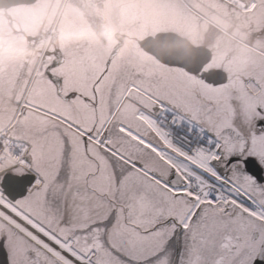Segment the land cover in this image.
<instances>
[{"label": "snow or ice", "instance_id": "obj_1", "mask_svg": "<svg viewBox=\"0 0 264 264\" xmlns=\"http://www.w3.org/2000/svg\"><path fill=\"white\" fill-rule=\"evenodd\" d=\"M81 65L0 95V264H264V74Z\"/></svg>", "mask_w": 264, "mask_h": 264}, {"label": "flooded vegetation", "instance_id": "obj_2", "mask_svg": "<svg viewBox=\"0 0 264 264\" xmlns=\"http://www.w3.org/2000/svg\"><path fill=\"white\" fill-rule=\"evenodd\" d=\"M186 1L198 16L179 9L187 17L182 32H157L165 30L161 29L164 23L157 19L164 11L171 15V0H154L152 14L143 7L147 0H37L32 6L0 12V28L6 30L4 39L12 49L9 54L21 52L27 70L33 63L36 69L38 64L40 74L54 61L77 71L82 59L91 63L97 53L106 63H113L126 51L129 58L139 62L131 45L140 49L141 42L161 33L175 34L194 48L211 53V62L195 76L175 69L189 83L211 87L203 75L220 71L227 75V84L222 87L231 89L257 73L264 74V0H235L243 4V11L222 0ZM212 2L220 4L222 10L213 7ZM120 42L119 53L111 58ZM69 53L76 55L70 58ZM62 74L57 75L58 81Z\"/></svg>", "mask_w": 264, "mask_h": 264}, {"label": "rangeland", "instance_id": "obj_3", "mask_svg": "<svg viewBox=\"0 0 264 264\" xmlns=\"http://www.w3.org/2000/svg\"><path fill=\"white\" fill-rule=\"evenodd\" d=\"M154 0H147V2L143 5L144 8L147 9V12L152 14V7H153ZM189 5H191L190 2L186 1ZM170 6L172 7L171 15L167 12H161L158 15L157 21L163 22L164 27L161 29L165 30H157L159 31H177L182 32L183 26L187 23V17L184 15V13L181 11L179 12V9L184 10L182 7V4L179 0H171ZM213 7L216 9L222 10V6L218 4L217 2L211 3ZM2 21V19H0ZM167 23V25H166ZM166 25V26H165ZM180 26V28H178ZM160 26H158L159 28ZM5 28H0V95H3L5 99H7L9 96L15 99L16 96H23L24 98H27L28 94L31 92L33 83L40 78L38 74L39 70L37 71L32 68L34 63L31 65L30 69L27 70V65L25 66L22 64L23 61H21V52L17 54H9L12 52V49L7 46L6 40L4 39L5 36ZM106 38H107V32ZM131 49H133V52L138 55V60H133L129 58L128 52L124 51L119 54V57L117 61H114L113 64H116L120 67H127L129 65H136V66H143L150 68L154 70L155 72L162 74L167 77L176 78L179 80H182L184 82L189 83L187 79H185L179 72H177L175 69L165 68L162 65H160L157 61H155L150 56L146 55L144 52H142L137 45H131ZM18 50H21L20 47ZM10 55V56H9ZM141 59V60H140ZM11 62L13 64H11ZM81 63L77 66V71L81 68ZM12 67H14L12 69ZM29 71L28 73L26 71ZM191 83V82H190ZM196 87H201L202 85L197 83H191Z\"/></svg>", "mask_w": 264, "mask_h": 264}, {"label": "water", "instance_id": "obj_4", "mask_svg": "<svg viewBox=\"0 0 264 264\" xmlns=\"http://www.w3.org/2000/svg\"><path fill=\"white\" fill-rule=\"evenodd\" d=\"M37 0H0V12L13 8L32 6ZM122 42L116 46L111 58L119 53ZM139 47L147 55L154 58L160 65L170 69H178L190 75L198 72L211 62V53L205 48H194L187 40L174 34H159L154 38H148L139 44ZM206 84L212 86V81L219 79L227 84V75L220 71L203 75ZM57 86L59 81L57 80ZM224 86V85H222Z\"/></svg>", "mask_w": 264, "mask_h": 264}]
</instances>
